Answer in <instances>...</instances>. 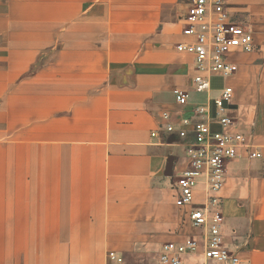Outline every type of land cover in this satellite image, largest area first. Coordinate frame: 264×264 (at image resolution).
I'll use <instances>...</instances> for the list:
<instances>
[{
    "label": "rangeland",
    "instance_id": "374dc122",
    "mask_svg": "<svg viewBox=\"0 0 264 264\" xmlns=\"http://www.w3.org/2000/svg\"><path fill=\"white\" fill-rule=\"evenodd\" d=\"M248 15L241 22L254 34ZM7 25L0 22V264H112L101 215L104 164L89 161L90 150L76 153L88 156L83 163L74 160L68 146L139 142L138 113L152 114L153 89L184 90L190 71L183 55L190 54L172 38H146L142 46L95 31L93 53L80 55L73 22ZM136 50L145 53H130ZM79 179L97 188L80 198ZM157 255L121 256L120 264H156Z\"/></svg>",
    "mask_w": 264,
    "mask_h": 264
},
{
    "label": "crops",
    "instance_id": "0c3cea01",
    "mask_svg": "<svg viewBox=\"0 0 264 264\" xmlns=\"http://www.w3.org/2000/svg\"><path fill=\"white\" fill-rule=\"evenodd\" d=\"M189 2L190 0L187 3L184 0H0V22L1 28L3 24L16 28L19 23L24 22H73L80 35L77 54L91 55L95 31L101 32L103 39L140 40L137 44L142 46V40L146 38L159 42L172 38L176 44L188 41L189 38L181 30ZM7 7L8 14L4 12ZM227 9L232 20L240 24H243L241 17L249 12L248 17L254 24L255 32L252 34L253 51L235 50L228 55V61L236 66L235 74L225 78L213 75L210 79L211 89L197 93L192 89L193 76L196 74L193 56L190 54V66V56L183 55L190 71L189 78L183 85L184 91L189 93L188 102L179 104L175 101L174 94L153 89L149 103L152 114L140 111L135 124L134 133L139 137V142L73 143L68 146L74 152V160L80 157V162L83 163L85 157L89 156V161L93 157H100L99 162L104 164L102 181L107 184L104 188L107 204L101 215L106 220L103 226L106 243L126 259L140 261L155 256L165 242L179 244L188 237L202 241L201 231L195 229L187 217L192 206L181 205L178 201L177 177L185 163V141L164 131L160 115L163 111L169 112L170 120L176 127H180L183 117L197 119L194 113L196 104L210 101L220 94L222 87L231 86L233 108L229 114L234 123L229 131L243 134L247 142L255 145L262 156L249 159L244 150L240 149L239 156L226 163L225 181L219 192L222 234L228 248L240 255L242 264H264L263 0H227ZM169 32L174 34L170 35ZM130 53L140 54L145 51ZM154 130L158 135L151 137L150 133ZM121 132L124 133L125 129H121ZM143 140L148 142L144 143ZM85 150L93 153L88 156L83 155V152L80 156L76 154ZM169 157L173 158L172 173L166 176L164 170ZM74 182L75 193L80 198L82 193L97 188L94 180L79 179ZM203 200L204 192L199 185L194 192L193 205ZM76 246L78 240H74V247ZM201 251L199 248L196 254L184 256V263L201 264ZM45 263L42 261L40 264Z\"/></svg>",
    "mask_w": 264,
    "mask_h": 264
},
{
    "label": "built area",
    "instance_id": "2783aa9c",
    "mask_svg": "<svg viewBox=\"0 0 264 264\" xmlns=\"http://www.w3.org/2000/svg\"><path fill=\"white\" fill-rule=\"evenodd\" d=\"M181 32L189 39L176 45L193 56L196 74L192 89L197 93L211 89L213 75L225 78L235 74L236 66L228 61L230 52L254 49L252 34L232 20L227 0H190ZM188 100L187 91L175 93L177 103L185 104ZM232 108L233 89L224 86L217 97L196 104L197 119L183 117L180 127L170 120L169 112L163 111L160 115L164 131L185 141V163L177 177L178 201L181 205L192 206L187 217L190 224L201 231L202 241L188 237L179 244L167 242L161 246L156 264H186L183 257L196 254L199 248L202 250L201 264H242L240 255L229 249L224 241L219 192L225 181V165L239 156L240 149L249 159L262 155L243 134L229 131L234 123L229 114ZM157 135L156 130L150 133L151 137ZM199 185L204 200L193 205L194 192ZM108 259L112 264L123 262L114 251L108 253Z\"/></svg>",
    "mask_w": 264,
    "mask_h": 264
},
{
    "label": "water",
    "instance_id": "95a60500",
    "mask_svg": "<svg viewBox=\"0 0 264 264\" xmlns=\"http://www.w3.org/2000/svg\"><path fill=\"white\" fill-rule=\"evenodd\" d=\"M172 162H173V158L172 157H169L167 159V162H166V165H165V170H164V174L166 176H170L171 173H172Z\"/></svg>",
    "mask_w": 264,
    "mask_h": 264
}]
</instances>
